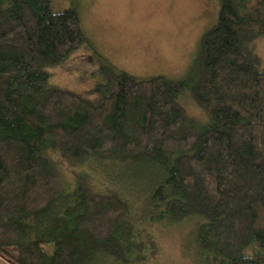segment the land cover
Returning a JSON list of instances; mask_svg holds the SVG:
<instances>
[{
	"label": "trees",
	"instance_id": "1",
	"mask_svg": "<svg viewBox=\"0 0 264 264\" xmlns=\"http://www.w3.org/2000/svg\"><path fill=\"white\" fill-rule=\"evenodd\" d=\"M216 3L196 69L170 81L100 58L75 7L0 0V253L150 264L153 229L193 219L197 264H264V0ZM83 46L100 81L85 93L49 84Z\"/></svg>",
	"mask_w": 264,
	"mask_h": 264
},
{
	"label": "rangeland",
	"instance_id": "2",
	"mask_svg": "<svg viewBox=\"0 0 264 264\" xmlns=\"http://www.w3.org/2000/svg\"><path fill=\"white\" fill-rule=\"evenodd\" d=\"M51 6L54 11L77 8L95 53L138 79H185L196 69L202 34L217 19L216 0H51ZM256 51L264 63V39L257 41ZM98 60L83 46L48 69L49 84L85 93L100 81ZM181 103L188 115L204 121L187 93ZM194 226L191 219L163 230L154 228L160 254L150 264H197ZM43 249L52 251L46 245ZM0 264H16L11 249L0 253Z\"/></svg>",
	"mask_w": 264,
	"mask_h": 264
}]
</instances>
